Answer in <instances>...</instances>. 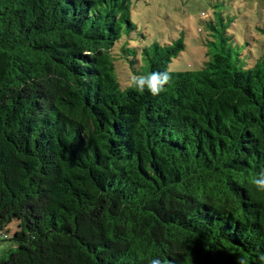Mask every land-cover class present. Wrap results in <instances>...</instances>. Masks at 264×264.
<instances>
[{"label":"trees","instance_id":"obj_1","mask_svg":"<svg viewBox=\"0 0 264 264\" xmlns=\"http://www.w3.org/2000/svg\"><path fill=\"white\" fill-rule=\"evenodd\" d=\"M132 3L0 0V264H262L264 55L214 13L171 71L183 35L142 44Z\"/></svg>","mask_w":264,"mask_h":264},{"label":"rangeland","instance_id":"obj_2","mask_svg":"<svg viewBox=\"0 0 264 264\" xmlns=\"http://www.w3.org/2000/svg\"><path fill=\"white\" fill-rule=\"evenodd\" d=\"M222 15L235 34L234 43L246 59L264 55V0H133L132 19L142 44L162 43L183 35L186 50L171 64V71L195 70L201 65L206 48V23ZM122 69V68H121ZM125 79V78H124ZM15 224L9 227L11 237ZM0 235V255L11 246Z\"/></svg>","mask_w":264,"mask_h":264},{"label":"clouds","instance_id":"obj_3","mask_svg":"<svg viewBox=\"0 0 264 264\" xmlns=\"http://www.w3.org/2000/svg\"><path fill=\"white\" fill-rule=\"evenodd\" d=\"M171 80V75L167 71L160 72H150L147 75H132L127 81L126 89H135L139 92L147 91L152 96H158L161 92L164 91L165 85L169 84ZM252 183L256 189L260 192H264V169H262L256 176L253 178ZM262 264H264V254H261L259 257ZM150 264H165V261L160 257H154L151 259ZM167 264H171V261H168ZM236 264H246V260L243 257H239L236 260Z\"/></svg>","mask_w":264,"mask_h":264}]
</instances>
